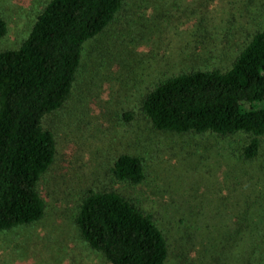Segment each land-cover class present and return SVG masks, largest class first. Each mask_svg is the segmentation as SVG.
<instances>
[{
	"label": "rangeland",
	"instance_id": "374dc122",
	"mask_svg": "<svg viewBox=\"0 0 264 264\" xmlns=\"http://www.w3.org/2000/svg\"><path fill=\"white\" fill-rule=\"evenodd\" d=\"M47 1L0 0L9 26L0 51L20 43ZM258 8L264 0H127L107 29L86 42L71 96L42 121L54 133L57 151L38 185L45 214L0 232V264H107L75 224L83 193L102 187L140 197L151 212L166 211L167 264H207L196 258L204 252L200 237L190 248L185 243L186 263L177 254V219L168 217L182 218L180 225L190 212L199 233L215 237L220 264H264V137L257 158L224 171L222 157L234 146L240 150L244 135L162 132L141 110L143 94L166 76L197 66L226 67L262 23ZM121 152L143 160L144 183L112 179L109 169ZM241 208L239 224L230 227L231 209Z\"/></svg>",
	"mask_w": 264,
	"mask_h": 264
},
{
	"label": "trees",
	"instance_id": "16d2710c",
	"mask_svg": "<svg viewBox=\"0 0 264 264\" xmlns=\"http://www.w3.org/2000/svg\"><path fill=\"white\" fill-rule=\"evenodd\" d=\"M126 2L49 0L20 43L0 51V232L44 216L46 204L38 185L57 151L54 133L43 128L42 121L71 96L86 42L102 34ZM256 14L263 15L262 23L226 67L183 69L148 88L141 100L144 116L158 131L222 139L244 135L240 150L234 146L222 157L227 162L224 171L257 158L264 137V8ZM8 29L0 13V39ZM230 159L236 162L231 165ZM109 170L115 182L132 186L147 176L143 160L128 152L117 154ZM141 201L107 187L83 193L75 218L78 234L107 264H167L166 211L151 212ZM242 213V208L231 209L230 227L239 224ZM193 217L190 212L180 225L182 218L168 217L177 219L173 224L179 230L181 261L186 263L190 253L185 243L190 248L200 237L197 243L205 248L197 261L220 264L215 237L199 233ZM250 243L252 239L245 242L246 251Z\"/></svg>",
	"mask_w": 264,
	"mask_h": 264
}]
</instances>
